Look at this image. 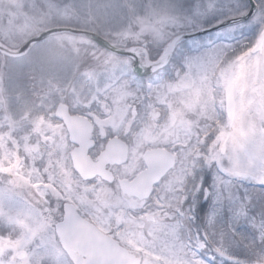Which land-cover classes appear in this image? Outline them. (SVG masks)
<instances>
[{"label":"snow or ice","instance_id":"snow-or-ice-1","mask_svg":"<svg viewBox=\"0 0 264 264\" xmlns=\"http://www.w3.org/2000/svg\"><path fill=\"white\" fill-rule=\"evenodd\" d=\"M0 264H264V0H0Z\"/></svg>","mask_w":264,"mask_h":264}]
</instances>
